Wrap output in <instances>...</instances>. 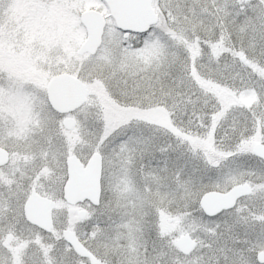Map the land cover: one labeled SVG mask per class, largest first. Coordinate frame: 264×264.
<instances>
[{
	"label": "snow or ice",
	"instance_id": "snow-or-ice-1",
	"mask_svg": "<svg viewBox=\"0 0 264 264\" xmlns=\"http://www.w3.org/2000/svg\"><path fill=\"white\" fill-rule=\"evenodd\" d=\"M0 264H264V0H0Z\"/></svg>",
	"mask_w": 264,
	"mask_h": 264
}]
</instances>
